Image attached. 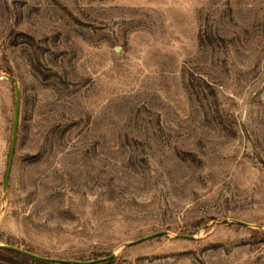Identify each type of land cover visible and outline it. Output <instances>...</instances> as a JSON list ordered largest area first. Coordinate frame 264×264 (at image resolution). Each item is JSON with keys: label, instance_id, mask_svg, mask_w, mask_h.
Instances as JSON below:
<instances>
[{"label": "rangeland", "instance_id": "374dc122", "mask_svg": "<svg viewBox=\"0 0 264 264\" xmlns=\"http://www.w3.org/2000/svg\"><path fill=\"white\" fill-rule=\"evenodd\" d=\"M5 246L264 264V0H0Z\"/></svg>", "mask_w": 264, "mask_h": 264}, {"label": "water", "instance_id": "95a60500", "mask_svg": "<svg viewBox=\"0 0 264 264\" xmlns=\"http://www.w3.org/2000/svg\"><path fill=\"white\" fill-rule=\"evenodd\" d=\"M10 80H12L16 84V107H15V120H14V127H13V137H12V144H11V150H10V156H9V162H8V167H7V173H6V178L4 182V188L6 189L8 186L9 178L11 175V171L13 168V160H14V155H15V149H16V143H17V137H18V125H19V108H20V90L17 86V80L14 77H10ZM167 232H160L156 233L144 238H141L137 241L131 242L128 244V246H134L140 243H143L148 240L155 239L157 237L167 235ZM178 238H184V239H194V237L190 236H178ZM6 248L10 250H14L18 253L30 256L36 260L43 261V262H49V263H61V264H99V263H104L107 261H110L114 258V255H111L107 258H102L94 261H88V262H82V261H74V260H63V259H56V258H47L43 256H39L33 253H30L26 250L16 248V247H11V246H5Z\"/></svg>", "mask_w": 264, "mask_h": 264}, {"label": "trees", "instance_id": "16d2710c", "mask_svg": "<svg viewBox=\"0 0 264 264\" xmlns=\"http://www.w3.org/2000/svg\"><path fill=\"white\" fill-rule=\"evenodd\" d=\"M205 43H206L205 36L200 35V36H199V45L203 47V46L205 45ZM9 251H10V252H13V253H15V254H21V253H18V252H16V251H14V250H10V249H9ZM28 252H30V251H28ZM30 253H32V252H30ZM22 255H24V254H22ZM24 256H27V255H24ZM26 258H28V259L31 258L30 260H33V261L36 262L37 264H48V263H46V262L36 260V259H34V258L30 257V256H27Z\"/></svg>", "mask_w": 264, "mask_h": 264}]
</instances>
